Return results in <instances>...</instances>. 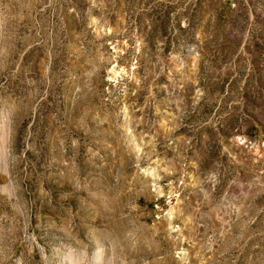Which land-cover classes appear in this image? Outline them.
Segmentation results:
<instances>
[{"label": "rangeland", "instance_id": "obj_1", "mask_svg": "<svg viewBox=\"0 0 264 264\" xmlns=\"http://www.w3.org/2000/svg\"><path fill=\"white\" fill-rule=\"evenodd\" d=\"M0 264H264V0H0Z\"/></svg>", "mask_w": 264, "mask_h": 264}]
</instances>
